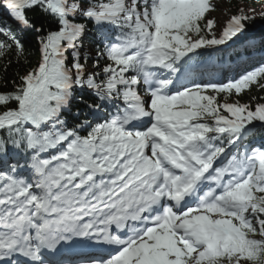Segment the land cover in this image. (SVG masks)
<instances>
[{
  "label": "trees",
  "instance_id": "16d2710c",
  "mask_svg": "<svg viewBox=\"0 0 264 264\" xmlns=\"http://www.w3.org/2000/svg\"><path fill=\"white\" fill-rule=\"evenodd\" d=\"M137 1L64 0L69 11L61 12L54 0H28L20 10L10 11L8 18L0 15V122L20 112L29 89L36 84L44 102L54 110L52 127L62 142L76 146L86 141L93 151L99 148L106 130L100 125L106 117L122 112L134 92V78L141 72L134 62L125 65L111 58L107 41L97 42L87 36L92 50L99 55L89 58L97 72L94 82L85 87L77 79L68 90L55 84L59 67L85 64L81 56L85 44L76 41V35L80 29L91 31L93 19L109 25L111 38H156L157 49L172 66L176 65L177 51L210 45L215 22L209 24L207 12L184 11L163 19L142 1L144 18L141 14L134 18L131 9ZM228 2L230 6H240L251 0ZM256 17H264V6L257 16H246L247 22L242 19L241 26H233L228 39L243 34ZM222 55L220 52V61ZM228 61L231 63V58ZM251 67L257 68L256 73L240 87L207 89L192 109L193 146L217 149L224 163L242 160L240 151L255 140L264 149V63ZM234 124L258 125L249 128L234 145ZM29 133V126L20 119L0 124V175L38 163L37 153L28 143ZM36 144L41 156L59 146L47 130L36 135ZM249 189L250 196L235 201V212L228 215L236 238L227 252L208 256L204 261L189 260L188 264H264V189L256 191L253 185ZM244 221L249 225H243Z\"/></svg>",
  "mask_w": 264,
  "mask_h": 264
},
{
  "label": "rangeland",
  "instance_id": "374dc122",
  "mask_svg": "<svg viewBox=\"0 0 264 264\" xmlns=\"http://www.w3.org/2000/svg\"><path fill=\"white\" fill-rule=\"evenodd\" d=\"M4 0H0V7L2 6ZM147 1L146 3L150 4L153 10L158 9L159 15L165 19L167 17H170L171 15L178 13V12H184V11H199L203 10L209 14L208 22L210 24L211 21L215 22V28L213 29V46L216 45L218 42L222 41L228 32V29L230 26L234 24H239V20L245 21L249 20L246 19V16H257L264 6V0H251L250 3L242 4L240 6H230L228 0H166L162 1L158 0L160 4L156 5L155 0L153 1ZM142 2H136L133 6L131 11L134 13L133 17H138L139 14L143 15L140 12V6ZM155 6V7H154ZM159 16V17H160ZM144 18V15L143 17ZM256 20H254L253 24L251 26L244 30L247 31L248 34H256L261 32L257 29H264V17L259 18L256 17ZM246 21V22H247ZM96 26L99 29L100 33H108L110 32V27L104 23V22H96ZM171 31V30H170ZM264 33V31H263ZM261 34V33H260ZM259 34V35H260ZM87 34L85 31L80 32V37L82 40L85 38ZM89 36V34L87 35ZM90 37L95 38L96 40H99V36L95 34H90ZM236 41H234L235 43ZM86 44V43H85ZM86 50L81 53L82 60H86L85 64L81 65H72L68 70L71 72L73 77L79 78L83 86H87V84L93 82V77L96 75V71L93 68V65L89 62V58L93 57H99L98 54H95L94 51L89 47V44H86ZM109 50L111 52V55L116 61H122L123 59L126 60L132 56L133 57H139L140 59L144 60L146 62L147 59L156 58V51L152 50L150 46L146 44V42L142 41L140 42V45L137 46L135 42H132L130 44L123 43L121 41H115L113 44L109 46ZM235 83H232L231 86H234ZM193 85H175L173 88H177L178 91L176 93H173L171 95V99L168 101L167 104H163L162 109L164 110V113H170L174 119L175 122H178L180 124V127L182 130H186L187 126L185 125L186 118L188 117L186 114H180L178 113L179 110H177L178 105L186 104L191 99L193 101V98L198 97L199 94H201L202 91L207 88L205 85L199 86L196 90H192ZM224 87V86H223ZM172 88V89H173ZM171 89V88H169ZM37 95V93H35ZM33 95V97H35ZM204 95V94H202ZM143 98L138 97L136 99V103L130 102L129 108L134 111L139 107H143L144 110L148 113L153 112L157 116H159V108L157 107V104H161L162 102V96H160L158 99H153L152 96H146L143 95ZM35 100L34 98H32ZM139 104V105H138ZM146 104H148L146 106ZM141 105V106H140ZM113 143H117L115 140H108L103 142L101 151L95 155V158H92V160L95 162V166L97 165V161L101 158L108 157L111 153L114 151V147H110ZM65 149V147H64ZM81 150V149H80ZM205 158H210V164L214 161V158L216 155L214 152L207 151L204 153ZM246 155V154H245ZM243 154V157H245ZM94 155L89 154L87 157H92ZM261 159V156L259 154L252 153L250 154V157H247L248 159ZM217 161V160H216ZM97 168V166L95 167ZM238 189H240V195L243 196V189L242 184L239 183ZM245 195V194H244ZM228 207V202L223 200V197L221 198V201L219 202L218 206L214 208L211 212V215L206 216L208 219V227L210 230V233H200L197 232L193 235V239L188 238L186 241L181 240L176 244V242L171 238L172 243L174 244L173 247H170L168 249H165L159 253L151 254L153 259L162 257L165 259V263L168 264H184L186 259L188 258H194L196 260L204 257V255L207 253L206 247L209 243L210 245H213L215 248H217L220 245V239L223 236H227V234L230 233V224L224 217V211ZM161 237V236H160ZM154 237H148V239L144 242H141L137 248L141 249V253L150 254L152 247L155 248V246H151L149 244L155 243ZM158 239V238H157ZM163 239V238H162ZM161 239V240H162ZM154 240V241H153ZM170 241V242H171ZM182 242V243H181ZM186 243V244H183ZM195 243H199L201 246L195 250ZM150 247V248H149ZM172 253H175L173 256ZM143 260V259H142ZM142 260H140V263H142Z\"/></svg>",
  "mask_w": 264,
  "mask_h": 264
},
{
  "label": "bare ground",
  "instance_id": "6f19581e",
  "mask_svg": "<svg viewBox=\"0 0 264 264\" xmlns=\"http://www.w3.org/2000/svg\"><path fill=\"white\" fill-rule=\"evenodd\" d=\"M236 40H237V39H235L234 41H236ZM32 98H34L35 100H33ZM36 100H37V96L35 95V97H33V94H32V95H31V100H30L31 102H30V104L34 103ZM141 112H142V114H141V113H139V114H141L142 116H144V115L147 116V114H146L144 111L141 110ZM143 114H144V115H143ZM147 117H148V116H147ZM196 219H197V218H196ZM197 220H198V219H197ZM195 222H196L195 220H192V221H191V226H193V225L195 224ZM161 242H162V243L165 242V239H162ZM156 264H160L159 260H157Z\"/></svg>",
  "mask_w": 264,
  "mask_h": 264
}]
</instances>
